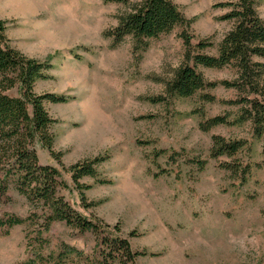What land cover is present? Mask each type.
Wrapping results in <instances>:
<instances>
[{
  "label": "rangeland",
  "instance_id": "374dc122",
  "mask_svg": "<svg viewBox=\"0 0 264 264\" xmlns=\"http://www.w3.org/2000/svg\"><path fill=\"white\" fill-rule=\"evenodd\" d=\"M169 1L191 21L192 45L206 40L212 47L202 52L215 55L232 27L220 20L228 9L217 4L234 0ZM125 9L109 0H0L7 45L52 65L34 92L67 98L44 102L56 121L58 159L37 147L38 162L59 171L67 188L58 195L98 227L95 233L63 221L46 224L48 212L19 193L9 175L0 186V219L24 222L0 227V264H103L109 248L102 240L113 237L143 253L113 264H264L262 142L249 123L208 131L199 124L214 116L233 120L236 108L227 102L237 94L218 85L207 90L212 102L168 96L166 82L185 63V29L134 54L130 38L113 45L104 36ZM255 10L264 18V0ZM188 65L208 82L233 78L229 70ZM214 136L246 144L232 157L215 158ZM95 157H104L94 166L97 178L83 177L82 188L75 187L68 168ZM5 170L0 166V180Z\"/></svg>",
  "mask_w": 264,
  "mask_h": 264
},
{
  "label": "trees",
  "instance_id": "16d2710c",
  "mask_svg": "<svg viewBox=\"0 0 264 264\" xmlns=\"http://www.w3.org/2000/svg\"><path fill=\"white\" fill-rule=\"evenodd\" d=\"M109 1L122 4L126 9L118 15L116 26L107 30L104 36L110 38L113 45H119L130 38L134 54L144 51L149 40L168 34L176 27L185 29L180 34L185 46V63L166 82V94L178 98L198 95L202 101L212 102L214 97L207 90L218 85L233 90L237 97L227 104L236 108L234 119L229 121L225 116H214L200 122V128L208 131L212 127L229 123H249L252 136L262 142L261 154L264 156V18L255 10L256 0H234L217 4V7L228 9L220 20L231 22L232 27L217 44L215 55L202 52L212 47L206 40L192 45V37L186 32L191 21L169 0ZM5 29L6 22L0 19V166L3 170V166L8 168L4 171L0 186L11 175L18 192L36 209L48 212L46 224L63 221L80 231L98 233L95 224L83 218L58 195L59 189L67 188L60 181L59 171L38 162L37 147L47 150L52 157L58 159L52 149L55 140L52 129L56 121L49 116L44 102L55 104L67 100L63 95L34 92L35 83L49 77L48 71L52 65L28 58L9 47ZM189 62L207 69L229 70L233 78L217 83L208 82L188 65ZM13 88H18V96L6 94ZM212 141L211 156L215 158L232 157L246 144L244 141L226 140L219 136H214ZM103 159L104 157H95L90 161L71 165L68 172L74 186L82 188L78 182L83 177L96 179L94 166ZM3 187L4 185L1 188ZM80 199L84 200L81 195ZM23 222L15 217L6 221L0 219V227L9 228ZM102 243L109 248L107 253L103 251V264L133 261L136 256L143 254L132 252L129 242L120 237L104 238Z\"/></svg>",
  "mask_w": 264,
  "mask_h": 264
}]
</instances>
